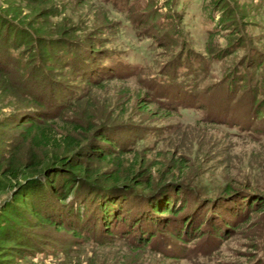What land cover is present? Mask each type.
I'll list each match as a JSON object with an SVG mask.
<instances>
[{"label": "trees", "instance_id": "1", "mask_svg": "<svg viewBox=\"0 0 264 264\" xmlns=\"http://www.w3.org/2000/svg\"><path fill=\"white\" fill-rule=\"evenodd\" d=\"M56 1L8 0L5 8L0 5V93L7 94L5 100L16 102V108L0 120V128L4 129L2 131L8 129L13 132L9 139H0V192L13 194L11 201L0 209V244L8 245L0 250V264H9L16 257H35L36 253L55 255L59 251L68 257L75 250V245L86 242L102 245L96 237L98 233H104L106 241L115 242L123 238L128 247L135 251L152 252H159L153 240L159 238L160 233L169 234L171 240L163 243L166 249L163 253H166L176 243L187 245L197 233L218 244L229 238L226 236L227 229L236 231L248 223L257 226L251 215L260 212L264 214V194L257 197L249 188L236 191L234 185L227 184L222 194L209 201L204 198L206 196L202 197V193H206L205 189L189 178L192 172L188 160L178 159L174 154L165 160L167 163L163 161L160 164L150 161L146 153L136 148L140 140L150 135L160 137V130H129L137 134L133 140L130 137L133 142L130 146H126L122 138L117 139L112 135V132L126 131L128 126L119 121H123L130 101L122 103L121 99L113 102L107 100L108 106L101 102L99 108L94 104V90L100 89L104 80L100 82L95 77L118 74L126 79L137 75L138 67L116 59L117 55L122 54L116 50H101L96 47L94 40L89 43L87 35L83 39H69L68 26H63L55 35L45 32V28H34L32 21L35 19L43 21L39 24L46 27L48 18L59 16ZM95 1L104 8V23L108 22L112 9L106 5L111 0ZM130 1L124 2L129 5ZM220 1H213L209 18L216 27L224 30L225 23H236L238 11L232 6L231 0H222L225 8L219 5ZM173 3L174 0H166L164 7L170 8ZM112 6L116 8L115 2ZM151 6L143 10L150 12L152 26L158 27L160 14ZM135 11V6L123 11L127 22H132V28L138 36L149 37L148 33L140 30L148 23L138 19ZM215 12L220 13L218 18ZM237 24L234 29L238 28ZM177 27H173L175 33H178ZM238 41L242 42L243 37ZM183 54L184 50L169 66L170 69L175 68L177 71L190 64L186 60H190L191 56ZM65 56L71 59L65 61ZM53 62L69 69L87 87L79 92L64 88V97L59 96L51 104L53 99L49 98L47 86H43L39 79L44 73V79H50L47 73L49 68L55 66L51 64ZM245 63L253 64L254 60ZM165 71L161 73L164 78ZM237 74L239 72L232 71L223 81L230 98L237 97L239 92L248 88L250 100H253L259 91L253 85L249 87L247 76ZM166 75V80H150L151 93L148 96H151V102H140L139 106L144 114L151 112L150 105H156L160 110H164L165 106L170 108L176 102L185 108L194 105L200 94L197 84L183 86L177 80H169L171 76ZM154 91H159L161 99ZM8 115L14 116L6 117ZM256 115L257 120L264 116V105L260 106ZM98 120L104 121L101 127L96 126ZM156 142L157 139L154 140ZM223 195L227 196L226 200L244 195L242 201L235 202L233 199V207L239 205V211L224 205L223 210L217 208L206 212L204 205L211 202L214 206ZM192 200H196V205L201 204L197 212L187 210ZM49 202L56 204L57 208L68 205L69 209H59L64 213L59 219V216L50 214L54 208ZM139 208V212L143 209L148 211L142 217H123L129 213L126 210L133 213ZM242 216L246 220L241 219ZM121 224L124 227L120 229ZM114 225L117 227L114 228ZM34 227H51L57 231L70 232L76 242H69L68 246L74 245L69 249L57 246L55 250H46L39 235L34 236L28 232ZM138 231L141 236L135 239Z\"/></svg>", "mask_w": 264, "mask_h": 264}, {"label": "rangeland", "instance_id": "2", "mask_svg": "<svg viewBox=\"0 0 264 264\" xmlns=\"http://www.w3.org/2000/svg\"><path fill=\"white\" fill-rule=\"evenodd\" d=\"M7 1L0 0L2 8L7 6ZM124 1L111 0L107 3L106 6L112 9V12L109 14V21L105 23L103 13L105 10L95 0H57L55 7L59 16L48 18L46 27L39 24L43 21L35 19L32 22L34 28L40 30L45 28V32L52 35L60 32L63 26H68L69 39H83L87 35L89 43L94 40L96 47L101 50H116L117 53H122L117 55L116 59L138 67L137 75L126 79L118 74L112 77L109 75L95 77L100 82L104 80L101 82L102 87L94 90L96 98L94 104L96 103L99 108L101 102L108 106L107 100L113 102L121 99L122 103L130 101L123 121H119L125 122L123 124L128 126L126 131L112 132L117 139L122 138L126 146H130L137 135L130 133L129 130L158 129L160 137L150 135L147 139L140 140L136 148L146 153L150 161L161 162L160 164L174 154L178 159L188 160L192 172L189 178L206 191L202 193V197L210 199L222 194L227 184L234 185L236 191L249 188L257 197L264 194V129H262L264 116L259 120L255 118L257 110L264 105V0H231L239 17L236 15V23L232 21L225 23L224 30L216 27L209 18V13L213 10V1L216 0H174L170 8L164 7L166 0H131L129 5ZM114 2L116 8L113 9L111 7ZM149 5L160 14L157 19L158 27L152 26L150 12L143 10ZM219 5L225 8L222 0ZM131 6L137 9L135 12L138 19L148 23L140 30L148 33L149 37L138 36L132 28V22H127L123 11ZM219 15L220 13L215 12L216 18ZM235 24L238 26L237 29H234ZM175 26H178V33L173 29ZM241 37L242 42L238 41ZM183 50V56H191L190 60L189 58L186 60L190 64L177 71L175 68L170 69L169 66L177 60ZM64 59L68 61L71 57L65 56ZM247 60L252 62L254 60V63L244 65ZM54 65L47 73L51 80L44 79L45 73L39 79L43 86H47L49 98L53 99L51 104L56 102L59 96L64 97L62 96L64 88L79 92L87 87L86 83L81 81L82 79L77 80L78 76L69 69L66 70L56 63ZM164 70L165 78L161 76ZM232 71L247 76L249 87L253 85L257 88L259 94L253 100H250L248 88L243 89L242 93L239 92L237 97L230 98L223 81ZM166 74L171 76L169 80H177L183 86L190 87L196 83L199 96L195 99L194 105H187V108L179 102L173 103L170 108L165 106L164 110H160L156 105H150L151 112L144 114L139 106L140 102H151L152 98L148 96L149 92L151 93L150 80H166L168 79ZM154 92L161 99L159 91ZM6 95L5 92L0 93L1 121L3 115L16 108V102L4 99ZM153 100L158 102L157 99ZM11 116L14 115L6 117ZM102 122L104 121H96V126L101 127ZM2 130L4 129L0 128V132ZM5 130L7 131L0 134V139H9L13 134L8 129ZM156 139L157 142L154 143ZM152 146L154 148L150 152H145ZM239 196L226 200L227 196L223 195L214 206L211 202L204 205L205 210L206 212H212V209L217 208L223 210L224 205L235 208L234 201H242L244 195ZM12 197L13 194L10 192H0V209L9 203ZM49 203L54 208L50 214L59 216V219L64 214L59 209L65 211L69 209L68 205L57 208L53 202ZM231 203L233 205H230ZM196 204H198L196 200L190 202L187 210L197 212L201 204ZM235 209L239 211V205ZM139 210L141 209L133 213L126 210L129 213L124 212L123 217H142L147 209H143V213ZM140 213L142 214L139 215ZM251 217L257 226L248 223L236 231L227 229L226 236L229 238L218 244L197 233L187 245L176 243L171 249L168 248L170 252L163 253L166 250L163 243L171 240V236L160 233V237L153 240L159 252L135 251L128 247L123 238L111 242L105 240L104 233H98L100 235L97 234L96 237L100 239L101 244L103 243L100 246L92 242L75 246L72 244L75 250L68 257L59 251L55 255L36 253L35 257L30 255L24 258L16 257L9 261V264H264V214L253 213ZM243 218L242 216L241 219ZM234 219L237 220L238 216ZM121 225L120 229L124 227ZM28 232H32L34 236L39 235L46 250H55L57 246H65L64 250L69 249L71 247L68 246L69 242H76L70 232L57 231L56 228L34 227ZM139 232L135 239L138 238ZM131 238L133 237L129 239L134 241V238ZM0 245L3 246L0 250L8 246Z\"/></svg>", "mask_w": 264, "mask_h": 264}]
</instances>
